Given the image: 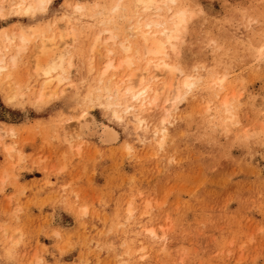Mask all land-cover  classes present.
Here are the masks:
<instances>
[{"label":"rangeland","instance_id":"rangeland-1","mask_svg":"<svg viewBox=\"0 0 264 264\" xmlns=\"http://www.w3.org/2000/svg\"><path fill=\"white\" fill-rule=\"evenodd\" d=\"M30 1L0 0L3 53L14 54L4 33L29 40L0 74V264H264V0L163 6L185 13L165 60L193 87L168 111L163 96L142 111V129L105 104L139 57L98 79L108 58L131 57L118 42L132 1L115 15L118 0L17 9ZM65 23L74 37L52 75L66 80L34 102L45 80L30 62L35 35Z\"/></svg>","mask_w":264,"mask_h":264},{"label":"bare ground","instance_id":"bare-ground-1","mask_svg":"<svg viewBox=\"0 0 264 264\" xmlns=\"http://www.w3.org/2000/svg\"><path fill=\"white\" fill-rule=\"evenodd\" d=\"M120 1L122 0H118L112 8L114 15L120 9L122 10ZM131 1L133 15L128 19L129 22L127 21L130 25L128 30H126L127 33L129 32V39L126 38V40L124 39L125 41L118 42L120 50L125 54H131V57H125V59L119 63L117 62V64L114 63L113 59L108 58L98 79L101 82L112 70L117 71L122 67H126L127 69L132 67L134 64L133 60L139 57L137 59L139 62L138 68L128 76L117 81L112 90H108L109 94L105 99V104L108 108L112 107V115L116 119L121 120L123 115L129 113L133 117V121L142 129L144 122L140 117L142 111L155 109L162 96L165 97L163 110L168 111L169 108H166L165 104L169 103L170 107L174 106L180 96L181 89L190 90L193 87V83L190 82L191 79L188 77L179 81L177 69L165 60L167 50H174L173 42L177 38L176 35L179 29L185 24V13L182 11L172 12L170 7H165V15L162 16L160 14L163 11V6H167L166 3L174 4L175 0ZM51 2L52 0H31L29 3L21 4L22 7H18L17 9H20L23 14L35 16L45 12ZM77 9L79 10V8ZM134 18L135 21L132 23L131 20ZM57 30L59 32L58 36L54 35V33H51L50 37H45L42 33L41 35L36 34L35 36L39 43L34 44L35 46L32 44L34 47V50H32L35 51L33 54L34 59L30 55V62L32 61L33 68H35V70H32L37 74L40 73L39 76H43L45 79L43 82H40L41 85H38L40 88L38 87L37 99L34 102L36 100L41 102L46 97L50 98L55 95L57 88L66 80L61 74L57 76H53L52 74L56 73L62 66L63 56L61 51L65 48L67 42H71L73 39L74 29L65 23L63 26H59ZM103 32L109 35L104 43L110 41L115 45L118 38L117 34L108 29H105ZM11 33L3 34L4 50L6 49L9 52L12 49L14 54H4L0 48V74L8 68V64L15 66L18 57L27 50L29 40L22 34H17L18 36H16L14 30ZM94 39L91 52L97 49L96 45L100 41L99 34ZM100 42L102 43V41ZM108 54L111 55L113 52L108 51ZM62 92L64 93L65 89ZM220 99L222 106L226 107L225 98L220 97ZM161 134L164 135V131ZM162 140L160 139L157 143H160ZM127 212L130 214L128 210ZM146 232L150 236L155 237L154 230L150 229Z\"/></svg>","mask_w":264,"mask_h":264}]
</instances>
